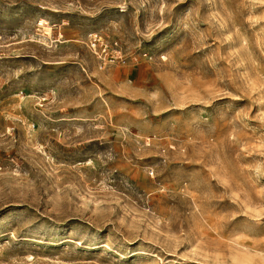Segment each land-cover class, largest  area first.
Listing matches in <instances>:
<instances>
[{
  "label": "rangeland",
  "instance_id": "rangeland-1",
  "mask_svg": "<svg viewBox=\"0 0 264 264\" xmlns=\"http://www.w3.org/2000/svg\"><path fill=\"white\" fill-rule=\"evenodd\" d=\"M0 264H264V0H0Z\"/></svg>",
  "mask_w": 264,
  "mask_h": 264
},
{
  "label": "built area",
  "instance_id": "built-area-1",
  "mask_svg": "<svg viewBox=\"0 0 264 264\" xmlns=\"http://www.w3.org/2000/svg\"><path fill=\"white\" fill-rule=\"evenodd\" d=\"M92 39H93V42H94L93 44H98V45H100V46L103 45V49L105 48V47H104V44H103L102 41H101V37H99V36H97V35H93Z\"/></svg>",
  "mask_w": 264,
  "mask_h": 264
}]
</instances>
